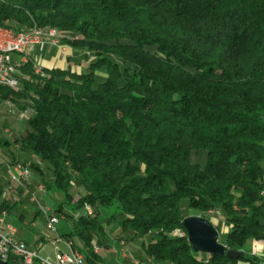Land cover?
Segmentation results:
<instances>
[{"label":"trees","instance_id":"obj_1","mask_svg":"<svg viewBox=\"0 0 264 264\" xmlns=\"http://www.w3.org/2000/svg\"><path fill=\"white\" fill-rule=\"evenodd\" d=\"M0 27L52 28L91 57L85 74L39 75L29 59L18 89L0 85L1 101L30 112L14 142L38 160L30 171H50L45 187L63 199L52 214L92 209L62 234L87 264L103 263L92 246L108 248L106 212L151 261L205 264L181 199L202 217L221 210V243L244 254L210 264H264L246 247L264 242V0H0ZM201 150L203 165L190 160ZM1 195L8 214L17 202Z\"/></svg>","mask_w":264,"mask_h":264},{"label":"built area","instance_id":"obj_2","mask_svg":"<svg viewBox=\"0 0 264 264\" xmlns=\"http://www.w3.org/2000/svg\"><path fill=\"white\" fill-rule=\"evenodd\" d=\"M61 38V33L52 28L32 27L28 29V34H20L0 27V73H8L9 78L12 79L11 88L18 89L21 76L19 67L30 59L29 53L34 46L39 50H42L46 45L55 46L59 49L60 55L65 58L66 47ZM42 68L35 64L33 66L34 72L39 75L42 74ZM28 116L27 111L19 112L20 119H26ZM6 174L9 182L18 186L24 185L25 181L31 177L30 169L22 165L7 166ZM35 192L43 193V184H37ZM30 198L36 201L34 192L30 194ZM39 208L45 219L46 231L54 235L50 239L54 247V258L50 259L40 255L42 243L32 245L18 238L16 228L7 220L6 212L2 211L0 212V260L9 264L10 262L17 264H87L85 260L79 259L73 240L57 234L56 227L61 216L50 213L47 207L40 206ZM83 213L88 216L93 215L89 206L84 207ZM209 213L213 214V211H209ZM181 233L182 230L176 229L171 233V236L181 237ZM60 243L65 245V251L59 248ZM121 246H125L123 241H121ZM92 248L95 253L101 251V247L97 244H93ZM114 257L116 258V252ZM121 258L124 259V262L119 264H152L143 260L142 253L134 256L128 248H122ZM203 261L205 264H210L207 257H203Z\"/></svg>","mask_w":264,"mask_h":264},{"label":"rangeland","instance_id":"obj_3","mask_svg":"<svg viewBox=\"0 0 264 264\" xmlns=\"http://www.w3.org/2000/svg\"><path fill=\"white\" fill-rule=\"evenodd\" d=\"M47 48L45 47L44 50H39L37 47H34L33 50H31V58L34 62V64L38 65V66H47V67H56V66H62L65 65V61L61 58L60 54H59V49L57 48H52V50L48 53ZM74 52L77 54H73V55H68V52L66 53L68 55L69 61L68 64L71 66H81L80 71L81 73H87L88 69H87V63L85 62V53L82 49L80 48H73ZM153 50V49H150ZM103 71H105L104 67L100 68L99 70H97L96 72V81H95V85L97 86V84H99L100 82H102L104 80V77L102 76ZM15 113L20 112V110L13 105ZM28 114H30V112L28 111ZM27 119V118H26ZM26 119H22L21 121V125L19 124L18 127V133L13 134L15 135V139L11 140L9 142V147H2L0 146V186L1 188H7V184L9 181H7V177H6V170H7V166H14V165H21V161L17 160L15 161L14 158L11 157V153L15 154V149H19V143L14 142L15 140L20 139L22 136L25 135L26 132ZM16 127H14L15 129ZM1 130L2 128L0 127V139L2 137L1 135ZM7 133V132H6ZM8 135V134H7ZM14 145H16L17 147H14ZM9 148V149H8ZM27 159L26 164H24L25 166H28V164L30 162H38V160L35 157H31L29 155V153H27ZM206 153L205 151H199L197 153H192L190 156V160L194 163H198L200 165H203L205 162V156ZM40 166L43 167L44 169V175L46 176L45 179H47L48 177H50V171L45 169L46 167L40 163ZM32 171V176L29 180L25 181V183L28 185H26V187H30L32 190V192H34L35 194V198L37 201L40 202V206H46L49 209V212L52 213L51 208H56L58 204L62 203V197L61 195L53 190H48L45 187V183L44 180L45 179H41V177L37 174L34 173L33 170ZM43 184L44 186V192L43 193H37L35 192V186L37 184ZM10 184V182H9ZM14 184V183H13ZM4 192L5 189H4ZM71 193L73 194V196L76 198L77 195L82 194L83 190L82 188H80L79 186H77L76 182H73V184L71 185ZM12 200V198H11ZM180 207L182 209L183 215L184 216H189V215H196L199 216V213L197 212H193L190 210H187V201L186 199H181L180 200ZM66 209V207H65ZM67 210V209H66ZM68 212L71 213V218L69 219V223L73 224L75 219L82 214V211H77V212H71L68 210ZM105 217H106V234H107V238H105L103 240V244H107L108 248L105 249V247L103 246V248H101L100 251V256H101V261L104 264H119L120 262H124V259L121 258V253H122V248H129L131 250V253L133 255H138L141 252V248H140V243L141 240L140 238H136L133 240L128 239V234L126 233H120L117 231V220L115 221H110L109 220V212L105 213ZM205 218L208 219L214 226V228L216 229V231L218 232V241L219 242H223L224 237H225V230L228 227V224L224 221V216L221 210H216L213 212V214L208 213L205 215ZM41 219L39 218V220H37L35 227L33 226H29L28 221L26 222V226H25V231H30V232H40L42 234H44L45 238H48L50 236V233L48 231H46L45 229H43L41 227ZM71 221V222H70ZM123 241L125 243V246H121L119 241ZM115 241H116V247H115ZM246 247L249 248L251 250L252 248V242H248L246 244ZM116 252V256L119 259L116 260L114 257V253ZM110 254L112 255L110 257ZM257 255L264 258V250L258 251ZM200 256L202 257H207L206 254H201ZM238 264H244L242 262H238Z\"/></svg>","mask_w":264,"mask_h":264},{"label":"crops","instance_id":"obj_4","mask_svg":"<svg viewBox=\"0 0 264 264\" xmlns=\"http://www.w3.org/2000/svg\"><path fill=\"white\" fill-rule=\"evenodd\" d=\"M34 47H36V46H34ZM45 47L47 48L46 50L48 53L52 50V48H57L55 46H50V45H46ZM45 47L42 50H44ZM65 47H66V53L68 52V55H70V56L73 54L77 55L73 49L75 47H72L69 45H65ZM33 48L31 50H33ZM31 50H30V52H31ZM29 54H30L29 58L32 60L31 53H29ZM59 54H60V52H59ZM68 55L66 54L65 58H63L60 55L61 58L65 61V65L56 66V67H47V66H41V67H43V68L69 69L71 71L81 73V72H79L81 69L80 68L81 66L78 65V66L73 67V66L68 64V61H69ZM85 57H86L85 62L87 63V69H88V62L91 60V57L88 54H85ZM103 75L104 74L102 73V76ZM13 105H14L13 103H10L8 101H1L0 100V127L2 128V130H1L2 137L0 139V146H2V147H9V142L16 138L15 135H13V134L17 135L19 124L21 125V122H23V121H21L22 119H20V117H19V112L15 113ZM14 127H16V128L14 129ZM2 142H6L8 144H5V143L2 144ZM14 147H17V146L14 145ZM12 153H11V157L14 158L15 161L20 160L22 163L21 165L26 164L25 160L27 159L26 158L28 155L27 153L21 152L20 149H15V154H12ZM29 155L31 157H33L31 154H29ZM30 172H31V176H32V171H30ZM6 177H7V174H6ZM7 181H9L8 177H7ZM7 185H8L7 188H5V186H4V188H2L1 199L11 200V198H12L13 201L17 202L15 207L11 211H9V213L7 214V220L16 228L17 237L22 239L26 243L32 244V245H36L37 243H42L43 247L39 252L40 255L45 256V257H49L50 259H53L54 258V247H53L50 239L53 238L54 235L50 234V236L48 238H45L44 234H42L40 232H34L33 233L30 231H25V229H26L25 226L27 224L26 223L27 221L29 223V226L35 227L36 222H37V220H39V218L42 220L41 221V227L43 229H45V226H44L45 219H44V217L40 211V208H39L40 202L37 200L33 201L30 198V194L32 193V190L34 188L31 189L30 187H26V185H27L26 183H24V185H22V186H18V185L13 184V183L9 184V182H8ZM4 189L6 192H4ZM43 207H46V206L44 205ZM51 210H53V208H51ZM69 219L70 218H68V219H64L63 217L60 218V220L57 224V227H56L58 235L62 236V234H65L68 231H70L73 224L69 223ZM225 231H226L225 232V235H226V233L228 231V227L226 228ZM121 241H119L120 245H121ZM115 247H116V241H115ZM59 248L64 250V251L66 250V247L63 243L59 244ZM261 250H264V242L253 241L251 252L253 254L257 255V252L261 251ZM129 251L131 252L130 249H129ZM139 254H141V252ZM111 256L112 255L110 254V257ZM134 256H137V255L135 254ZM115 259L119 261L117 256Z\"/></svg>","mask_w":264,"mask_h":264},{"label":"water","instance_id":"obj_5","mask_svg":"<svg viewBox=\"0 0 264 264\" xmlns=\"http://www.w3.org/2000/svg\"><path fill=\"white\" fill-rule=\"evenodd\" d=\"M182 225L194 253H203L211 257L225 256L229 259H240L243 257V252L227 250L225 245L218 241V232L205 217L186 216L182 221ZM0 264L9 263L0 261Z\"/></svg>","mask_w":264,"mask_h":264},{"label":"bare ground","instance_id":"obj_6","mask_svg":"<svg viewBox=\"0 0 264 264\" xmlns=\"http://www.w3.org/2000/svg\"><path fill=\"white\" fill-rule=\"evenodd\" d=\"M18 33H20V34H28V30L19 31ZM0 85L7 86V87H10V88L12 87V79L9 78L8 73H0ZM12 89H14V88H12ZM184 235H185V233L182 231L181 237H183ZM92 250H93V248H92ZM93 252L95 253V251H93ZM77 255H78V257H79L80 260H84V258L82 256L80 250H78V249H77ZM143 260L144 261H149L152 264H159V263H155V262L151 261L150 258H148V257H146L144 255H143ZM0 261L3 262V260H0ZM100 264H104V263H100Z\"/></svg>","mask_w":264,"mask_h":264}]
</instances>
